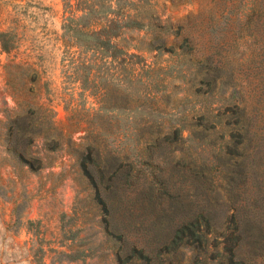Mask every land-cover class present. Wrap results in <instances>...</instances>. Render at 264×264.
<instances>
[{"label":"trees","instance_id":"1","mask_svg":"<svg viewBox=\"0 0 264 264\" xmlns=\"http://www.w3.org/2000/svg\"><path fill=\"white\" fill-rule=\"evenodd\" d=\"M62 2L66 109L85 135L73 148L53 109L21 108L0 135V180L6 166L55 178L52 193L72 179L114 264H264V0L241 1L245 35H211L208 54L194 35H165L153 0ZM144 109L159 120L140 118L133 149L117 113ZM76 200L70 219L83 225L92 208ZM82 246L58 254L93 251Z\"/></svg>","mask_w":264,"mask_h":264},{"label":"rangeland","instance_id":"2","mask_svg":"<svg viewBox=\"0 0 264 264\" xmlns=\"http://www.w3.org/2000/svg\"><path fill=\"white\" fill-rule=\"evenodd\" d=\"M241 1L153 0L156 5L153 22L163 26L165 35L178 29L181 35H194L200 42L201 54H208L211 35H245L236 18ZM63 11L62 0H0V135L5 123L21 108L39 105L54 110L57 135L61 134L65 143L70 138L73 148L80 146L85 132L76 130V119L71 121L66 109L68 91L61 65ZM183 67L179 63L173 65L176 69ZM33 69L42 76L36 85L32 82ZM75 98L77 103L81 102L78 95ZM88 101L87 107H95L92 99ZM117 114L123 127H130L129 145L133 149L137 138L133 128L142 121L140 118L159 120L145 109L134 114ZM182 116L172 113L165 119L180 124ZM188 135L186 132L185 136ZM39 149L44 151L43 141ZM73 163L71 156L65 158V175H70ZM6 167L7 171L1 170L0 180V264H62L61 261L68 264L72 259L59 255L58 251H65L63 246L71 243L93 249L71 264H114L112 258L102 257L97 234L100 227L92 216L95 211L91 205L87 206L85 192L77 196V185L72 179L52 193L49 189L56 183L55 178L40 175L28 179ZM55 171L60 172L61 168ZM76 198L82 201L81 211L86 213L92 208L83 225L78 217L70 219L79 207ZM74 235L79 236L73 242ZM71 255L74 259L80 257Z\"/></svg>","mask_w":264,"mask_h":264}]
</instances>
